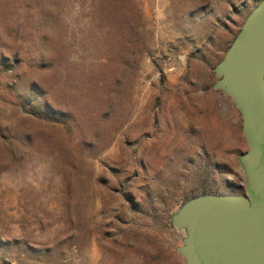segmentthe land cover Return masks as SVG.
I'll use <instances>...</instances> for the list:
<instances>
[{
  "label": "rangeland",
  "instance_id": "1",
  "mask_svg": "<svg viewBox=\"0 0 264 264\" xmlns=\"http://www.w3.org/2000/svg\"><path fill=\"white\" fill-rule=\"evenodd\" d=\"M260 0H0V264H184L170 218L242 194L213 69Z\"/></svg>",
  "mask_w": 264,
  "mask_h": 264
},
{
  "label": "water",
  "instance_id": "2",
  "mask_svg": "<svg viewBox=\"0 0 264 264\" xmlns=\"http://www.w3.org/2000/svg\"><path fill=\"white\" fill-rule=\"evenodd\" d=\"M213 73L212 89L240 115L247 151L237 161L244 192L205 193L179 206L170 218L183 233L175 251L184 264H264V0L247 15Z\"/></svg>",
  "mask_w": 264,
  "mask_h": 264
}]
</instances>
